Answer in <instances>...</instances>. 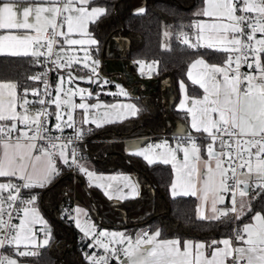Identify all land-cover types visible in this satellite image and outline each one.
<instances>
[{"label": "snow or ice", "instance_id": "6c2138e0", "mask_svg": "<svg viewBox=\"0 0 264 264\" xmlns=\"http://www.w3.org/2000/svg\"><path fill=\"white\" fill-rule=\"evenodd\" d=\"M203 2L204 7L194 15L210 19L193 21L190 26L195 29V42L182 32V43L193 49L207 47L224 52L227 58L223 65H210L202 58L191 64L187 76L192 85L203 90L202 98L189 97L184 81L180 82L184 101L179 110L190 114L191 128L202 135L178 137L174 146L167 140L146 148L133 145L131 154L143 157L149 165L170 164L175 172L172 195L196 197L200 201L197 220L231 222L234 217L241 221L252 213V222L234 228L233 236L220 240L181 242L179 238L160 239L159 229L135 236L99 229L83 209H74L75 215L62 209L82 233V242L90 241L86 244L90 251L84 252L87 264H264V212H253L251 201L245 199L250 190L264 192V0ZM106 12V8L95 6L94 0H49L47 6L30 0H0V30L31 29L36 33L0 35V55L31 56L41 66L51 63L56 68H71L82 64L84 69H90L86 77L73 76L72 72L59 76L54 97L49 91L47 72L29 77L43 83V92L25 88L18 95L17 83L0 82V178H5L0 182V264H22L18 258L36 255L33 249L49 244L51 229L39 210L40 193L33 190L46 188L60 175L58 162L85 175L89 185L100 188L110 200L127 199L137 192V184L127 175L105 176L90 170L77 147L85 130L75 126L71 111L64 120L65 108L82 109V123H94L96 128L138 114L133 104H104L99 102L100 93L88 91L87 98L96 95L98 101L90 105L83 102L85 89L63 87L65 82L75 80H87L98 87L110 83L99 79L100 62L93 60L84 47L98 44L88 32V25ZM144 12V8L137 10V14ZM65 26L66 32L62 30ZM74 33L81 38H73ZM65 44L81 46L84 56L65 55L62 63L60 53L66 52ZM56 45L58 51H54ZM138 63L143 74L144 62ZM242 66L254 71L241 72ZM147 67L151 71L153 65ZM117 87L118 93L104 94L128 96L122 87ZM29 92L35 100L27 98ZM76 95L81 97L79 104L72 101ZM52 104L57 111H49ZM18 107L22 111H17ZM93 108L103 111L93 115ZM53 116L57 123L50 126ZM69 128L72 134L65 135ZM202 149L207 159L202 158ZM181 153L183 158L179 159ZM121 184L130 193H124ZM17 220L19 223L14 222ZM36 225L42 226V241H38Z\"/></svg>", "mask_w": 264, "mask_h": 264}, {"label": "trees", "instance_id": "16d2710c", "mask_svg": "<svg viewBox=\"0 0 264 264\" xmlns=\"http://www.w3.org/2000/svg\"><path fill=\"white\" fill-rule=\"evenodd\" d=\"M101 2L106 3L107 12L89 27L98 41L97 50L94 49L96 55L103 54L110 38L120 36L128 39V58L134 61L133 65L138 60L156 61L157 80L170 78L175 96L178 91L177 82L186 77L188 65L194 58L202 56L208 62L218 63L225 57L223 52L205 47L193 49L178 40L182 32L192 39L194 32L190 25L200 18L194 13L199 11L203 0H145L144 14L132 12V0ZM163 41H168L167 47H163ZM38 68L33 58L0 55V80L15 81L20 94L25 88L32 87L33 81L29 77L34 76ZM112 88L113 85L102 88L96 85L93 91ZM104 93L101 92L99 97L106 101L118 98ZM133 102L139 110L136 116L120 123L94 127L89 134L90 141L82 148L93 170L105 173L132 172L141 183L151 186L154 191V211L136 225L139 228L161 230L162 239L179 238L181 241L189 239L208 243L233 236V229L242 227L252 213L235 223L233 217L230 218L231 222L199 221L196 219L194 197L170 195L172 171L169 165H149L140 161L124 151L120 139L108 142L99 139L105 133L120 138L138 128H145L150 133L164 131L162 97L158 87L149 94L134 97ZM71 191L72 178L66 166L50 185L38 190V204L48 219L51 237L47 246L40 247L36 255L29 257L31 264H87L84 257V252L90 251L86 247L87 242H82V236L73 226L72 220L67 219L62 211L71 203ZM249 192L253 195L250 199L253 212H264V192L259 189ZM135 202H124L122 205L129 208ZM94 220L101 224L97 215Z\"/></svg>", "mask_w": 264, "mask_h": 264}, {"label": "crops", "instance_id": "0c3cea01", "mask_svg": "<svg viewBox=\"0 0 264 264\" xmlns=\"http://www.w3.org/2000/svg\"><path fill=\"white\" fill-rule=\"evenodd\" d=\"M101 1H107V0H94L95 6H100V7L106 8V3L101 2ZM108 1H111V0H108ZM30 2H33L37 5L47 6L49 3V0H30ZM203 7H204V2H203V5L201 6V8L199 9V11ZM140 8L145 9V0H143V3L141 2V0H132V6H131L132 12L137 13V10ZM209 19L210 18L200 16V18H198L197 20L207 21ZM30 22H34L32 18H30ZM90 24L88 25V32L91 34V36L93 38H95L89 30ZM62 30L66 32L67 31L66 26ZM193 32L194 33H193V37L191 40H192V42H195V29H193ZM7 34H16V35L28 34V35L34 36L36 33L34 30H31V29L0 30V35H7ZM256 35H257V38H260V36H261L260 33H257ZM73 38H81V37L78 34L74 33ZM62 39L63 38H60V40H62ZM162 45H163V47H167L168 41H163ZM84 47H86L88 49L90 56H92V58L94 60H98L100 62L97 71L101 69V65L104 66L105 59H116V60L119 59L122 61L128 59L129 62H131V69H137L138 66L140 65V63H138V62L144 61V60H138L136 62V64L133 65L134 61H132L131 59L128 58L129 41H128V39H126L124 37H120V36H114L108 40V42L104 48V52L101 55V57L100 56L98 57L96 55V53L94 52V49L97 50V45H85ZM205 48H207V47H205ZM64 49L66 50V52L60 53L63 57L65 55L78 57V54H80V53L84 54V51L81 50V46H79V45L68 46L65 44ZM58 50H59V46H58ZM224 54H225V57L223 58V60L221 62H218V63L208 62L202 56H197L196 58H194L190 62V64L188 65V68L186 70V77L184 79H179L177 82V85H178L177 96H175L173 93L172 81L170 78L167 77V78H164L160 81L157 80V78L155 76L156 69H157V62L152 60L151 62H152L153 68L151 70V78H156L157 82L155 81L154 83L150 84L148 87H145L143 84H139L138 88H136L137 89L136 94H133V93L128 94V96H126V97L122 96V95H116L118 98H115L112 101H106V100L101 99L99 97V102L104 103V104H133L136 106V104L133 102L134 97H137L138 95L149 94L151 91L155 90V88L158 87L160 90V93H161V97H162V109H163V117H164V121H165V129L163 132L181 133V132L194 131L191 128V116H190V114H187L186 112L179 110L180 104L184 101V92L181 90L180 82L184 81V84L188 90V96L189 97L202 98L204 95L203 90L200 89L198 85H196V86L192 85L191 81L188 79L187 73L190 70V66L194 61H196L197 59H200V58L204 59L210 65H223L226 58H227V54L226 53H224ZM6 56H8V55H6ZM28 57L32 58L31 56H28ZM147 62H149V61H147ZM155 65H156V67H155ZM76 69H79V71H76ZM70 71L74 72L77 75L90 74V69H87V70L84 69L82 64H74L71 68H60L57 70L56 74L54 75V80H53L54 88L57 86L58 77L61 75H65L67 72H70ZM221 79H222V77H221ZM0 82H15V81L0 80ZM82 86L84 87L83 89H85V90H87L88 89L87 87H89V86H85V85H82ZM114 90L115 89L113 86L112 90L99 89L97 91H93V90H91V91L93 93L105 92V93H114L115 94L116 92ZM87 92L88 91L85 92V100L83 102H87L90 105L97 103L98 101H97L96 95H93L91 98H87ZM54 94H55V91H54ZM54 94H53V96H54ZM18 95H20L19 89H18ZM62 97L64 98L63 94H62ZM27 98L31 101V92H29ZM72 101L75 104H79L82 102L81 97L79 95H76L74 100H72ZM187 106L188 107L191 106L190 100H189ZM55 110H56L55 105L52 104V112H55ZM71 110L72 109L66 108V111H71ZM17 111H22V109H20L18 107ZM102 111H103V109L98 110V109L93 108V109H91V114L94 115L95 113L102 112ZM73 116L75 119V124H79L80 126H83V127L87 126V125L91 126L92 128L96 127L95 124L91 123V122H89L87 124L82 123L84 120V113H83L82 109H79V108L74 109L73 110ZM128 118H130V117H128ZM128 118H126V119H128ZM126 119H124V120H126ZM56 123H57V121H56L55 117L53 116L52 126H54ZM118 123H120V122H118ZM20 127H23V125H20ZM148 133H150L149 130H147L145 128H138V129L130 132L127 135L121 136L120 138H118L114 134L105 133V134H102L99 139L101 141H107V142L108 141H115L116 139H120L123 142L124 151L126 153L132 155L131 152L133 150L132 149L133 145H138L140 148H146L147 147L145 144V137L144 136ZM133 156H135V155H133ZM135 157L137 159H139L140 161H143L144 163L148 164L147 161H145L143 159V157H139V156H135ZM178 158L179 159L183 158L182 153L179 154ZM202 158L207 159L206 152H204L203 149H202ZM86 165L90 170H93L90 161L86 160ZM167 165L170 166L171 171H172V178H171V182H170L169 191H170V195L173 197L171 185L175 182V172H174V170L170 164H167ZM57 166L60 169V173H61L64 165L62 164V162H58ZM199 168L203 169L204 165L200 164ZM93 171H95V170H93ZM95 172L97 174H103L105 176L123 174V175H127V176L131 177L133 183L137 184L136 194L133 196H130V198H127V199H116L115 197H113V199L110 200V199H108L107 196L104 195L103 191L100 188H97L94 186L85 187L83 185L82 181L79 180V181H76V183H74V185L72 187V191H71L73 215H75L74 209L79 207V208L83 209L85 212H87L88 215L90 217H92L93 219L95 218L96 215L98 218H100V220H101L100 229L108 230V231L125 232L126 234L132 235V236H135L139 233H142L144 228L143 227L139 228V226L136 225V223L138 221L143 220L144 218L149 216L154 211V191H153L152 187L147 185V184L141 183L139 181L137 175L135 173H132V172H129V173H123V172L105 173V172H97V171H95ZM4 179L5 178H0V182H3ZM241 179H248V178L247 177H241ZM253 179H254V177H253ZM120 187L123 188V185L121 184ZM37 190H39V188H37ZM123 191H124V193L128 194V193H130L131 190L128 188H123ZM252 196L253 195L249 192L248 198H245V199H248L250 201ZM226 197H227V195H226ZM194 198L196 201V206H195V214H196L197 206L199 205L200 201L197 200L196 197H194ZM228 199H229V197L226 198V201H225L226 204L228 203ZM238 199H239V197H238ZM129 201H136V202L129 205V208L122 206V204L124 202H129ZM218 207H223V205H219ZM39 210H40L43 218L48 222V219L43 214V212L40 208V205H39ZM254 212H260V211H254ZM205 213L206 214L209 213L208 206H205ZM249 222H252L251 216L245 223H249ZM18 223H19V221H18ZM72 224L75 227V224L73 221H72ZM48 226H49V222H48ZM41 227H42L41 225L35 226L38 241H42L44 239V235L43 236L40 235V233H43V231H40ZM155 231L156 230L152 229V230H150L149 233H154ZM160 239H162V238H160ZM187 240H189V239H187ZM183 241H181V242H183ZM191 241L199 242L201 240H191ZM221 247H222V245H221ZM39 248L40 247H37V248L33 249V251L37 252ZM29 257L30 256L21 257L18 259L22 261V264H31Z\"/></svg>", "mask_w": 264, "mask_h": 264}, {"label": "built area", "instance_id": "2783aa9c", "mask_svg": "<svg viewBox=\"0 0 264 264\" xmlns=\"http://www.w3.org/2000/svg\"><path fill=\"white\" fill-rule=\"evenodd\" d=\"M239 14V13H238ZM49 35H50V30H49ZM60 39V38H58ZM182 39L183 37L181 36V34L178 36V40L180 42H182ZM42 43H44V41H42ZM41 51H45V49H41ZM54 51H58V45L54 46ZM61 55V54H60ZM62 57V63L64 62L63 61V56L61 55ZM55 57L53 56L52 59H54ZM44 58L41 57V61H43ZM39 65V68L37 69L36 73L34 74V76L38 73H44V72H47V81L50 85L49 87V91L52 92V95L54 94V83H53V80H54V75L56 74L57 70L60 69V68H56L54 67L51 63H45L43 66H41L40 64ZM241 72H249V71H254V69L250 70L248 69L246 66H242L241 69H240ZM33 81V84H32V87L30 89H40L41 92H43V89H44V85L43 83H41L40 81H36V80H32ZM36 97H34L32 94H31V100H35ZM36 107H39V105H35ZM49 111L52 112V105L49 106ZM52 119L53 117H51L50 119V126H52ZM76 127H82L84 130H85V136H84V139L82 142H78L77 143V147L80 148V150L82 151L83 155L85 156L84 152H83V146L88 142L90 141V138H89V134L92 132L93 128L91 126H80L79 124H75ZM91 130L90 132L88 130ZM73 132V129L69 128V129H66L65 131V135H70L72 134ZM31 134V133H30ZM193 135V136H199V135H202V134H198V133H195L194 131H188V132H181V133H170V132H157V133H148L146 134L144 137H145V144L146 146L148 147V145L150 144H155V143H159L163 140H167L169 141L170 145L174 146V140L178 137H181V136H184V135ZM93 140H96V139H93ZM70 174H71V178H72V187L74 185V183H76V181H82L83 185L85 187H89V181L87 179V177L81 173H79L75 168H73L72 170H70ZM34 192H38L37 189H34L33 190ZM27 193H25L26 195ZM228 195V194H226ZM66 209L69 211V212H72L73 214V206H72V199H71V203H69L67 206H66ZM92 218V217H91ZM234 219V223H235V218L233 217ZM92 220L94 221V223L96 225H98L99 229H100V224L95 221L93 218ZM15 223H18V220L17 221H14ZM142 232H150V229L149 227L145 228ZM80 233V232H79ZM81 234V233H80ZM41 236L44 235V233H40ZM82 236V234H81ZM87 243H89L90 241H86ZM8 251V254L11 255V250H7ZM112 264H116L115 261L112 262Z\"/></svg>", "mask_w": 264, "mask_h": 264}, {"label": "rangeland", "instance_id": "374dc122", "mask_svg": "<svg viewBox=\"0 0 264 264\" xmlns=\"http://www.w3.org/2000/svg\"><path fill=\"white\" fill-rule=\"evenodd\" d=\"M143 3V0H141ZM77 56V55H76ZM84 54L80 53L78 54V58H82ZM92 57V56H91ZM99 57V56H98ZM101 57V56H100ZM93 59V58H92ZM94 60V59H93ZM91 60H89V64H91ZM144 62V70L143 74L141 73V66L139 65L137 69H131V62H129L128 59L122 61L119 59H105L104 61V68L103 70H98L99 75L102 77L101 81H110L108 84H103L102 86H99L102 88L103 86L113 85L114 91L116 93L119 92V88L117 85L122 87L128 94H136L139 84H143L145 87H148L150 84L157 82L156 78H151V71L147 67L148 65H152V62L149 61H142ZM137 67V66H136ZM156 67V65H155ZM121 75V76H120ZM150 75V78H149ZM58 84V82H57ZM63 87L65 89L71 88L73 91L77 89H83L84 87L82 85H71L70 83L65 82ZM80 87V88H79ZM88 89L86 91H91V88L87 87ZM131 89V90H130ZM92 92V91H91ZM63 92L59 93L62 100L65 98L62 97ZM57 95L55 92L54 96ZM53 96V97H54ZM64 96V94H63ZM75 96L72 97V100H74ZM56 109V108H55ZM57 111V110H55ZM73 115V110H71ZM64 120L67 119V111L66 108L64 109ZM74 119V116H73ZM75 121V119H74ZM248 198V196L246 197ZM248 200V199H246ZM123 206V205H122Z\"/></svg>", "mask_w": 264, "mask_h": 264}, {"label": "water", "instance_id": "95a60500", "mask_svg": "<svg viewBox=\"0 0 264 264\" xmlns=\"http://www.w3.org/2000/svg\"><path fill=\"white\" fill-rule=\"evenodd\" d=\"M104 68V66L103 65H101V69L100 70H102ZM87 70V69H86ZM71 72V71H70ZM72 75L73 76H88L89 74H87V75H77V74H75L74 72H72ZM99 79L100 80H102V77L99 75ZM71 85H85V86H89L90 88H91V90H93L94 89V87L97 85L96 83H88L87 82V80H84V81H81V80H75L73 83H70ZM229 199H230V197H229ZM229 199H228V202H229Z\"/></svg>", "mask_w": 264, "mask_h": 264}]
</instances>
